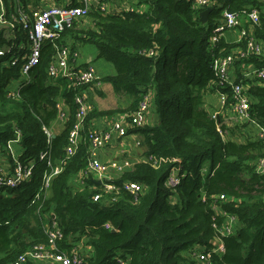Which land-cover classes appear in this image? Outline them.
Segmentation results:
<instances>
[{
  "label": "trees",
  "instance_id": "trees-1",
  "mask_svg": "<svg viewBox=\"0 0 264 264\" xmlns=\"http://www.w3.org/2000/svg\"><path fill=\"white\" fill-rule=\"evenodd\" d=\"M41 1L23 4L36 8ZM195 1L138 0L134 12L93 11L89 17L94 28L86 27L87 16L83 26L76 23L62 33V43L79 53L80 65L89 64L80 60L81 48L90 44L99 59L115 67L114 75L102 77V85L109 83L116 95L130 97L122 113L136 111L152 93L151 122L129 127V134L144 138L145 159L112 181L119 187L125 182L141 184L144 193L139 200L126 191L105 193L91 178L82 188L74 185L88 166L92 121L116 113L96 109L89 97L96 87L51 78L48 68L55 49L49 40L42 45L28 83L20 75V65H10V54L0 56V148L19 132L20 160L34 164L30 182L0 192V264H11L33 246L47 244L44 228L53 215L64 233L62 248L70 249L85 238L92 250L87 264H205L193 253L215 249L218 236L213 225L221 226L224 218L216 215L211 200L221 195L227 198L219 203L221 209L236 216L238 225L221 239L224 252L211 253L209 264H264V174L255 169L264 158V139L244 140L232 132L225 138L205 101L216 91L231 95V85L222 82L214 63L246 49V40L231 44L218 36L215 44L211 41L223 13H237L263 53L235 61L230 72L234 83L247 85L251 118L264 128V82L247 76L250 67L264 68V0H212L215 10L206 23L200 14L208 8H195ZM252 11L258 12L260 24L249 21ZM0 41L4 43L1 31ZM15 83L23 85L17 98L10 96ZM78 93L87 94L95 109L84 122L75 155L66 161V146L78 120ZM58 105L66 113L63 121ZM43 127L54 131L50 142ZM45 152L52 166L63 163V171L52 180L50 195L32 204L51 171L48 159L40 157ZM149 157L167 161L155 167L146 162ZM176 168L185 176L176 188H169L166 181ZM97 194H102L99 201L94 200Z\"/></svg>",
  "mask_w": 264,
  "mask_h": 264
},
{
  "label": "built area",
  "instance_id": "built-area-1",
  "mask_svg": "<svg viewBox=\"0 0 264 264\" xmlns=\"http://www.w3.org/2000/svg\"><path fill=\"white\" fill-rule=\"evenodd\" d=\"M64 0L63 4L56 0H43L38 7L32 8L30 5L25 6L23 0H0V31L3 33L4 43L0 41V56L10 54L9 63L11 66L20 65V75L24 83L30 81L29 73L35 68L41 57V49L44 41L52 42L55 54L52 63L48 68V75L51 78L62 77L68 81L74 82V85H92L96 88L102 87V77L98 73L96 67L89 63L85 66L77 62L79 53H72L71 47L62 43V33L74 27L76 23H82V20L89 16L93 11H101L103 13L110 11V3H102L101 0ZM75 4V5H74ZM137 1L124 0L120 5H116V13L134 12ZM214 5L212 0H196L195 8H210ZM111 12V11H110ZM249 21L253 25L260 24V16L257 11H252L248 15ZM83 24V23H82ZM241 16L237 13L225 11L223 13V22L216 29L211 41V45L215 44L218 36H223L226 29L240 28V38L238 42L246 40L247 48L242 51H235L230 55L217 59L214 63L215 72L221 77L223 83L230 84L232 87L231 95L218 92L219 110L212 113L214 120L219 123L220 133L225 137H230L232 130L243 125L258 126L253 121L250 114L251 101L246 93L247 87L241 83H234L231 75V67L234 62L251 54L261 55L263 47L258 44L252 37V31H248L246 27L241 28ZM150 55H153L151 52ZM248 77L257 78L264 82V68L255 69L250 67L247 73ZM13 87V88H12ZM10 87L12 92L10 96L19 97V90L23 87L19 83H15ZM152 93L146 95L140 103L138 109L132 113L123 116L121 119L114 120L111 124V130L108 132H99L92 130L90 134L91 151L87 168L84 170L81 180L86 181L91 178L101 181L102 191L105 193L119 194L120 191H126L134 196L135 200L144 193V188L136 182H125L121 187L114 184L110 170L114 169L123 172V167L117 163L105 164L95 158L94 152L101 146L108 144L112 140V131H115L119 138H124L129 134L130 125L143 127L146 125L147 118L150 114ZM78 106L77 123L72 129L69 142L66 146V161L75 155L80 142V134L83 130L84 122L92 111L94 104L89 100L85 93H78L75 97ZM59 120L66 118V113L61 105H58ZM224 127V128H222ZM45 134L50 142L54 131L43 127ZM258 137L264 139V128L262 127ZM22 147L21 133H17L16 137L8 141L6 145L0 148V192L15 189L20 185L30 182L34 175V164L31 161L26 163L20 160L18 149ZM41 159H48V167L51 168L49 174L43 179L40 190L33 198L32 204L41 202L50 195L52 180L63 171V163L52 166V161L47 153L41 154ZM10 158L12 160H10ZM164 158L155 159L149 157L147 163L155 167H159L162 162H166ZM177 161H175L176 163ZM256 172L264 174V158H261L255 166ZM185 174H181L180 169H173L166 181V186L176 188ZM102 194L94 197L95 201H99ZM205 200V197L203 198ZM225 195L211 200V207L216 215L224 218V223L219 226L214 222V229L217 233L218 240L215 249L208 254L196 251L193 253L194 258L200 263L209 264L211 253L222 254L224 246L222 238L232 235L238 225L237 217L224 212L219 203L226 201ZM45 234L48 238L47 244H37L28 249L27 252L21 254L11 264H29L34 263H57V264H87L88 247L85 245V238L74 244L70 249L62 248L60 243L64 241V233L58 227L56 218L49 219L45 224ZM87 248V250H86Z\"/></svg>",
  "mask_w": 264,
  "mask_h": 264
},
{
  "label": "crops",
  "instance_id": "crops-1",
  "mask_svg": "<svg viewBox=\"0 0 264 264\" xmlns=\"http://www.w3.org/2000/svg\"><path fill=\"white\" fill-rule=\"evenodd\" d=\"M71 1H73L72 3H74V0H71ZM120 3L118 4L112 1V3L110 4V11L116 12L115 7L116 5H120ZM88 20L90 21V17L88 18ZM241 22H242L241 28L245 27V19L243 17L241 19ZM90 23L91 24L89 26L91 28H94L95 23L94 22L92 23L91 21ZM81 26H83V24ZM224 38L226 39L228 43H231V44L237 43L240 38V28L233 29V30L226 29L224 33ZM81 54H82V59L80 61L83 63H87V61L83 60L84 57H83L82 52ZM108 75H113V74H108ZM111 91L114 92L113 89ZM216 95H218V91H216L215 93H212L211 95H208V98H216ZM89 97L92 99L98 111L100 112L108 111V110L116 111V113L111 116L97 117L95 120L92 121V125H91L92 130H96L99 132L110 131L111 124L113 123L114 120L121 119L123 116L127 115L126 113H122L121 111L127 109L131 103L130 97L119 96L116 94H115L114 99L105 101V91H104L103 85L100 88L91 89L89 92ZM218 110H219V107H218ZM152 118L153 116L151 113L149 114V117L147 118L146 124L150 123ZM261 128H262L261 126L258 127V126L248 125L243 130H241L240 133L238 129H234L231 132L233 136L242 135L244 140L247 138L253 139L256 137L258 138V134ZM147 151L148 149L145 145L144 138L140 134L130 133L124 138H119L118 134L115 131H112V140L108 144H105L99 147L94 152V155H95V158L102 163H105V164L117 163L118 165L123 167V170H124L123 172H119L114 169L110 170L111 176L115 180V179H118L125 171L131 170L136 163L143 161L145 159ZM208 169H209V165L207 166V170ZM86 184L87 182L82 181L79 177H77V179H75L74 181V185H76V187L78 186V188H82L86 186ZM88 252L89 254H91L92 250L88 248ZM29 264H38V263H34L33 261H30ZM39 264H57V263L51 262V263H39Z\"/></svg>",
  "mask_w": 264,
  "mask_h": 264
},
{
  "label": "rangeland",
  "instance_id": "rangeland-1",
  "mask_svg": "<svg viewBox=\"0 0 264 264\" xmlns=\"http://www.w3.org/2000/svg\"><path fill=\"white\" fill-rule=\"evenodd\" d=\"M134 1V0H130V3ZM138 2V0H135ZM113 2L115 3H120L121 1L119 0H114ZM242 19V17H241ZM91 24V23H90ZM86 27H89V25H87ZM241 32V31H240ZM221 37H224L221 36ZM239 41V40H238ZM81 52L83 53V60L84 61H87V63H91L93 64L98 73L101 75V77H106V75L108 74H115L116 73V70H115V67L111 64V63H108L106 62L105 60L103 59H99L98 58V52H97V49L95 46L93 45H90V44H86L84 45L82 48H81ZM110 76V75H108ZM247 87V85H245ZM103 88H104V91H105V101L106 100H110V99H114L115 98V94L114 92H112L111 90L113 89L111 84L109 83H104L103 84ZM217 94V93H216ZM211 95V94H209ZM215 95V94H213ZM217 98V99H216ZM216 98H208V95L205 99L206 102V108L208 109V111H210L211 113L213 112H216L218 110V107L220 105V102H219V98H218V95H216ZM212 104H210V103ZM217 107V108H216ZM214 110V111H213ZM216 110V111H215ZM240 127L238 128H235V129H239ZM237 140L236 141H239L241 142V140L239 138H236ZM242 139V138H241ZM243 140V139H242ZM206 173H207V169H206Z\"/></svg>",
  "mask_w": 264,
  "mask_h": 264
},
{
  "label": "water",
  "instance_id": "water-1",
  "mask_svg": "<svg viewBox=\"0 0 264 264\" xmlns=\"http://www.w3.org/2000/svg\"><path fill=\"white\" fill-rule=\"evenodd\" d=\"M214 10H215V7H213V8L210 7V8H208V9H206L205 11H203V12L200 14L201 21L204 22V23H206L207 20H208V18H209V14H210L212 11H214ZM97 183H98L99 185L102 184L101 181H97ZM53 218H55L54 215H53Z\"/></svg>",
  "mask_w": 264,
  "mask_h": 264
},
{
  "label": "bare ground",
  "instance_id": "bare-ground-1",
  "mask_svg": "<svg viewBox=\"0 0 264 264\" xmlns=\"http://www.w3.org/2000/svg\"><path fill=\"white\" fill-rule=\"evenodd\" d=\"M94 181V180H93Z\"/></svg>",
  "mask_w": 264,
  "mask_h": 264
}]
</instances>
